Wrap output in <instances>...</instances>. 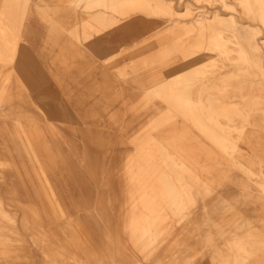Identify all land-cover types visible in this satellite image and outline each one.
Returning <instances> with one entry per match:
<instances>
[{"label":"bare ground","instance_id":"bare-ground-1","mask_svg":"<svg viewBox=\"0 0 264 264\" xmlns=\"http://www.w3.org/2000/svg\"><path fill=\"white\" fill-rule=\"evenodd\" d=\"M191 2L215 6L223 13L218 10L208 14L193 13ZM176 5H182L183 10H176ZM28 12H43L48 17L45 43L53 44L50 49L63 45L54 57L59 63L58 70L50 73L57 85H51L52 92H49L51 97L58 96L62 104L65 82L75 74H83L81 91L86 92L87 82L98 83L93 88L97 93L93 94L96 100L91 103L101 109L102 114L110 113L109 94L123 89L117 85L118 77H114V69L110 67L115 51L129 40L136 47L152 38L136 41L133 36L137 31L148 32L164 25L165 30L159 32L160 29L155 34L164 33L169 41H173L174 49H171L178 52L180 61L166 70L171 79L161 81L157 86V80L152 81L163 90L160 103H146L160 116L168 112L152 121L161 125L162 141L153 143L169 158V166L152 168L155 184L147 183L150 185L145 190L146 185L140 181L136 193L131 192L130 183L133 177H143V169L128 173L127 159L115 170L122 179V229L130 244V251L126 252H131L127 256L123 254V260L119 258L116 264H199V240L208 254V264H264V226H259L251 214L260 209L261 199L264 213V158L260 156L264 151L262 153L260 148L252 145L261 140L259 127H247L252 122V112H255L252 109L257 106V102L250 99L254 93L262 96L261 120L264 125V95L261 94L264 88V37H258L264 31V0H0V76L4 72L13 76L26 92H30L26 81L30 82L31 77L25 73L24 61L29 53L25 47L17 46L13 36L20 35L22 19ZM240 13L259 27L242 23ZM64 34L101 63L92 66L80 47L69 42L65 45ZM157 39L154 35L153 40L156 42ZM44 54L47 59L49 53ZM83 62L86 63L85 70L81 67ZM129 66L135 65L126 62L116 70L121 81L136 73V69H127ZM2 67H6V71ZM95 72L98 77L93 79ZM134 82L133 85L139 88V81ZM7 90L6 86H0V105L7 95H13ZM116 95L120 96V93ZM133 103L135 107L137 102ZM40 106L42 130L48 127L46 123H52L49 120L57 121L61 111L51 102ZM114 113L109 116H115ZM10 119L19 125L18 119V122L14 117ZM18 129L23 128L19 125ZM48 129L55 131L52 124ZM18 132L16 129L23 150L35 161L34 168L42 186L38 191L40 210L45 213L39 215L35 206L30 207V217L24 215L22 222L27 228L33 225L29 232L41 250L42 262L54 264L53 253L57 250L63 254L64 246L54 247L55 236L60 231L53 220L63 219L65 224L77 225L74 229L81 226L78 209L72 205L70 195L63 196L64 184L59 181L65 173L67 177L68 171L60 154L58 134L50 132L43 136L35 148L26 134L21 136ZM137 149L139 156L151 154L140 147ZM147 164H150L148 160ZM56 171L60 176H55ZM223 190L230 192V196H223ZM215 195L217 197L212 198ZM61 198L65 199V207ZM214 199L230 214L214 213ZM127 205L131 210L124 211ZM2 208L0 200V245L11 239L25 241L15 219L3 214ZM67 212L76 214L67 219ZM43 219L51 225L48 231L42 230ZM113 237H118L117 231H113ZM107 258L104 253L93 263L81 259L74 264H108ZM14 259V255L0 253V262L4 264H17Z\"/></svg>","mask_w":264,"mask_h":264},{"label":"rangeland","instance_id":"rangeland-1","mask_svg":"<svg viewBox=\"0 0 264 264\" xmlns=\"http://www.w3.org/2000/svg\"><path fill=\"white\" fill-rule=\"evenodd\" d=\"M208 6L202 3H190L193 13L206 12L208 14L216 10L223 13V11L216 9L217 7L215 6ZM177 9L183 10L182 5H176ZM239 15L242 16V18H239L242 23L259 27L256 22L245 18L241 13ZM47 19L48 17L43 12H28L22 19L20 35L13 36L16 42H18L17 46L25 47L29 53L25 58L24 62L26 64L24 65L25 73L31 77L30 82L26 78L30 92H26L24 86L20 82L18 85L15 78L7 76L6 72L0 76V86H6L8 88L7 93L13 94L12 97L7 95V100L4 99V102H1L0 105V200L3 206L2 213L15 219V225L25 239L22 242L11 239L4 243L3 246L0 245V253L4 252L8 255H14V260L17 264H44L42 262L41 250L29 232L33 225L31 224L30 228H27L22 222L24 215H29L28 217H30V207L35 206L39 215L44 212L40 210V192H38L42 186L38 172L34 168L35 165L33 163L35 161L32 160L33 157L31 155L23 150L22 141L19 139L16 129L21 136H23L22 134H26V137H29L35 148L38 141L40 142V138L45 135L47 136L50 132H55V134H58L56 138H58V146L61 148L60 154L63 156L65 161L64 166L68 171L67 177L66 173L64 174L65 176L59 177V181H63L64 184L63 196L70 195L69 198L74 203L72 205L78 209L81 222L79 225L81 226L74 229V226L77 225L70 224L69 222L65 224L63 219L53 220L55 225L58 223L57 229L60 231L55 236L57 238L55 239L54 247L59 249L63 245L64 251L62 254L61 251L56 250L53 253L52 260L54 264H74L77 260L81 259L93 263L92 261H97L105 253L108 256L105 261L108 264H116L119 258L122 259L124 257L123 254L127 256L131 252H126L130 251V244L128 243V236L122 229V179L119 177L120 174L116 175L115 170L127 159L129 160L128 173L134 174L137 169H143V177H133L131 185L128 184V186L130 185L131 192L133 193L134 191L136 193V186L140 181H143L146 185L145 190L150 184H155L156 179L155 174L151 171L152 168H166L169 166V158L163 154V150H157L156 144L153 143L162 141L161 135L163 132L159 130L161 125L152 121L153 118L160 119L162 116H166L168 112L160 116L154 107H148L146 103H160L163 90H159L161 87L156 86L161 81L166 82L171 79L168 77L166 70L172 64L178 63L180 58L177 55L178 52L173 51L172 40L169 41L163 35L164 33L155 34L160 29L159 32H163L165 30L164 25H159L148 32L145 30L137 31L133 36L136 41L149 36L152 38L147 43L137 44L136 47H133L129 40L125 46L121 45L115 51L114 59L110 61L112 62L110 63V67L111 70L114 69L113 72L115 74H113L116 75L114 77H118L116 78L117 85L120 84L123 89L120 92L116 91V94L120 93V96L115 93L109 94L107 100L111 102H108L110 107H112L110 113L102 114L101 109L93 106L91 103L96 100L93 98V94L97 93L93 88L98 83L95 81L87 82L85 87H88V89L86 92L81 91L83 74H75L70 77V81L65 82V88L62 91L64 104H62L58 96L51 97L49 92H52L51 85H57L55 80H53L54 78L50 76V73L55 69L58 70L59 63L58 60H54V57H56L58 48L63 45L59 44L50 49L53 44L45 43L49 27ZM154 35L158 37L156 42L153 40ZM258 37H264V31L259 33ZM62 39L65 45H68L69 42L75 47H80L82 49L80 51L88 56L92 66H98L101 63L94 55L86 52L82 46L73 42L70 36L64 34ZM46 52L49 53L47 59L43 56ZM126 62L129 64L134 63L135 66H129L127 69H136V73L127 76L124 79L126 82H124L116 74V70L122 68ZM85 64V62L81 64L83 65L81 66L83 69ZM6 69V67L3 68L4 71ZM93 76V79H95L98 77V74L95 72ZM135 80L139 81V88L133 85L135 84ZM154 80H157L156 86L152 84ZM153 88L158 93H153ZM256 94L254 93L250 97L251 100L257 102V106L252 109L255 112H252V122L247 127L249 129L259 127L261 140L253 142L252 145L258 149L260 148L263 153L264 138L262 139V137H264V125L261 120L262 96H257ZM261 94L264 95V88ZM104 98L106 100V97L102 99ZM223 100L228 102V100ZM12 101L13 103H11ZM45 102H51L61 111L59 115L60 120L51 119L49 121H52V123H46L48 127L52 124L55 131L49 130L46 126V128L43 127L40 130L44 125L40 124V119L43 115L39 107ZM112 102L115 103L113 104ZM133 102H137L135 107L133 106ZM80 106L81 110H79ZM91 106L92 109L90 108ZM113 112H115V116H109ZM87 114H89V117ZM12 117L17 122L18 120L20 121L19 125L23 128L21 131L18 129L19 125L16 126L14 119H10ZM138 147L146 153H151L147 156L148 158L146 156H139ZM99 156L100 158H98ZM260 156L264 158L263 154ZM147 160L150 164H147ZM114 163L115 165H113ZM58 175L60 176V173L56 171L55 176ZM222 195L226 197L230 196V192L223 190ZM214 197L216 198L217 195L212 196V198ZM61 200L65 207L63 202L65 199L61 198ZM212 205L216 208L214 213L219 215L230 214V211L222 208V205L217 204L215 199L212 201ZM258 206L260 209L253 211L251 214L258 221L259 226H264V220H262L264 213L261 207L262 199L259 201ZM126 210H131L130 205L126 206L124 211ZM67 213L69 214L67 219L72 218L76 214L74 212ZM50 222H52V219ZM42 225H44L43 231L45 229L48 231L51 227L47 219H43ZM113 231L118 232V237H113ZM198 245L201 247V252H199L197 257L198 263L208 264L209 257L203 249V244L200 240L198 241ZM26 256H31L32 259ZM21 257L25 258L22 259ZM0 264L4 263L0 262Z\"/></svg>","mask_w":264,"mask_h":264}]
</instances>
